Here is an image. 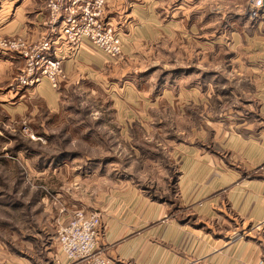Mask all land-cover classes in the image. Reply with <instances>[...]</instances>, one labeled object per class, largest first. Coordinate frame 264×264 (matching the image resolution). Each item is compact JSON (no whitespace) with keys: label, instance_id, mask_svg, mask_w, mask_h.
Wrapping results in <instances>:
<instances>
[{"label":"rangeland","instance_id":"1","mask_svg":"<svg viewBox=\"0 0 264 264\" xmlns=\"http://www.w3.org/2000/svg\"><path fill=\"white\" fill-rule=\"evenodd\" d=\"M196 3L176 28L191 29L195 23L196 36L190 39L194 48L187 36H169L164 45L142 48L131 68L105 70V77L84 69L79 83L68 87L60 83L63 71L56 86L42 80L57 92L65 90L52 100L49 93L36 90L41 82L18 85L15 77L26 59L0 48L20 61L3 88L16 90L19 109L0 103V264H94L70 260L60 249L58 228L76 210L103 216L98 239L112 211L129 216L141 203L153 215L154 206L163 203L171 207L165 218L179 211L203 232L226 235L230 223L220 224L217 216L207 226L179 198L181 158L192 148L198 154L222 152L213 125L224 119L234 125L245 112L250 99L239 95L251 85L250 29H264V15L256 13L250 0L238 1L237 9L228 0L221 18L204 16L203 3ZM44 4L46 9L48 0ZM113 25L124 44L126 26ZM219 29L228 32L223 43L214 42ZM231 29L245 30L238 38ZM0 38L27 40L21 34L0 33ZM127 81L134 86L132 99L124 94ZM143 227L150 232L157 225ZM98 239L95 254L101 257Z\"/></svg>","mask_w":264,"mask_h":264},{"label":"crops","instance_id":"2","mask_svg":"<svg viewBox=\"0 0 264 264\" xmlns=\"http://www.w3.org/2000/svg\"><path fill=\"white\" fill-rule=\"evenodd\" d=\"M197 1L203 3L204 16L221 18L227 14L228 0ZM238 1L231 0L235 9ZM44 2L0 0V33L21 34L28 41L43 35L48 29ZM215 3L217 6L214 7ZM195 8L196 0H106L107 18L127 28L123 54L110 60L100 49L85 42L74 58L64 61V78L60 83L64 82L67 87L70 83H79L84 69L91 76L105 77V70L131 68L133 62L138 61L142 48L147 49L152 43L164 45V39L169 36H187L189 46L194 48L190 39L196 36L195 23L193 27L188 26L191 29L176 28L182 25L179 20L184 14ZM257 12L264 15V7L258 8ZM210 30L212 36L213 30ZM244 30L231 29L229 33L240 38ZM250 31V44H243L253 47L248 59L253 70L251 85L239 95L250 99L245 112L240 113L234 125H227L231 122H227L229 119L214 123L222 148L219 155L198 154L195 148L191 153H184L178 180L182 203L193 206V213L203 216L207 226H211V218L217 216L220 224L230 223L225 225L226 235L219 238L211 228L203 232L184 221L179 211L165 218L166 210L171 207L163 203L154 206L157 211L154 215L144 208L145 203H141L135 209L137 212L131 208L129 216L124 212L121 216L118 211L107 216L98 246L101 258L108 259V264H264V29ZM227 34V29H219L214 42L223 43ZM19 63V58L12 52L0 50V103L11 110L19 109L13 98L16 90L3 91V88ZM127 73H130L129 69ZM36 87V90L49 93L46 94L48 100L65 91L57 92L46 80ZM133 87L128 81L123 87L125 96L129 95L130 99L133 98ZM102 220L104 223V218ZM151 223H156L157 228L149 232L143 226Z\"/></svg>","mask_w":264,"mask_h":264},{"label":"built area","instance_id":"3","mask_svg":"<svg viewBox=\"0 0 264 264\" xmlns=\"http://www.w3.org/2000/svg\"><path fill=\"white\" fill-rule=\"evenodd\" d=\"M255 9L264 0H250ZM48 29L35 40L0 38V48L17 51L26 59L15 81L20 86H34L47 78L56 86L63 76V63L75 57L85 42L109 57L123 54L119 31L106 16V0H48ZM102 218L98 212L76 210L58 228L63 255L70 260L107 264L95 254Z\"/></svg>","mask_w":264,"mask_h":264}]
</instances>
